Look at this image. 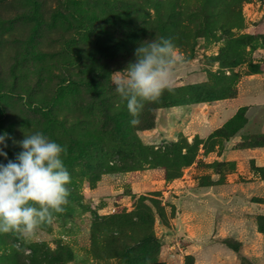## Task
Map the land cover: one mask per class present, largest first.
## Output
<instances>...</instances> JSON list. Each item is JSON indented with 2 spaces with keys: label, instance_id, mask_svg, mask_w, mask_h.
<instances>
[{
  "label": "rangeland",
  "instance_id": "rangeland-1",
  "mask_svg": "<svg viewBox=\"0 0 264 264\" xmlns=\"http://www.w3.org/2000/svg\"><path fill=\"white\" fill-rule=\"evenodd\" d=\"M161 37L182 62L171 90L145 102L132 125L113 73ZM261 68L264 0H0V163L22 151L25 134L42 132L66 146L71 174L65 211L33 241L0 234V264H264V235L253 226L261 210L240 195L246 186L224 188L217 204L198 190L215 172L223 181L242 168L215 160L241 117L205 139H167L151 127L162 104L233 97ZM172 141L191 162L167 180L166 168L147 161L162 159L157 149L176 150Z\"/></svg>",
  "mask_w": 264,
  "mask_h": 264
},
{
  "label": "clouds",
  "instance_id": "clouds-1",
  "mask_svg": "<svg viewBox=\"0 0 264 264\" xmlns=\"http://www.w3.org/2000/svg\"><path fill=\"white\" fill-rule=\"evenodd\" d=\"M134 56V62L112 77L116 93L127 102L132 125L139 123L145 102H156L166 89L171 90L175 68L182 62L172 41L163 37L143 41ZM6 135H0L5 147ZM17 143L22 151L7 164L0 163V234L31 242L44 225L52 223L54 214L65 211L71 174L61 159L66 146L42 132L25 134ZM0 155L7 157L2 149Z\"/></svg>",
  "mask_w": 264,
  "mask_h": 264
},
{
  "label": "crops",
  "instance_id": "crops-1",
  "mask_svg": "<svg viewBox=\"0 0 264 264\" xmlns=\"http://www.w3.org/2000/svg\"><path fill=\"white\" fill-rule=\"evenodd\" d=\"M261 69L259 72L244 76L239 81L233 97L162 107L157 113L152 131H157L159 137L167 139H175L180 134L188 138L198 136L205 139L243 109L245 123L236 133L225 139L224 148L215 156V160L219 162H235L236 166H242V168H235V171L228 173L223 181H218L219 178L216 177H219L220 173L215 172L211 178L213 182L200 186L198 190L202 193L201 198H204L205 202L217 204L218 196L224 188L238 190L246 186L247 193H240V195L253 200L252 202L255 201L256 208L261 210L258 214L264 215V179L249 167V164L264 166V146L242 144L246 136L264 133L262 124L264 121V68ZM239 176L246 178V181H235V177ZM194 197L195 194L191 193L190 196H184V201L192 203ZM182 214L187 216L185 209ZM187 226L189 229L192 227L188 224ZM253 226L255 234L264 235L255 225ZM232 250L235 253L238 252ZM232 250L230 251L233 252ZM244 257L246 256L243 255L242 258Z\"/></svg>",
  "mask_w": 264,
  "mask_h": 264
},
{
  "label": "trees",
  "instance_id": "trees-1",
  "mask_svg": "<svg viewBox=\"0 0 264 264\" xmlns=\"http://www.w3.org/2000/svg\"><path fill=\"white\" fill-rule=\"evenodd\" d=\"M162 98V96L160 97ZM220 98H225V97H219V98H214L215 99H220ZM206 101H212V99H208ZM187 103H191V102H173L172 104H162L163 107L166 106H171V105H178V104H187ZM242 111V112H239ZM234 117H232L230 120H228L222 127H220L219 129L215 130H221L223 128H226L228 125H230L231 123H233L235 120H238V118L241 117V122L238 124H235L232 128H231V133L227 135L226 139H228L231 135H233L234 133H236V131L242 127V125L245 123L246 119L244 116V110L241 109L239 110ZM154 122L152 123L151 127H153ZM214 131V132H215ZM213 132V133H214ZM212 133V134H213ZM211 134V135H212ZM264 137V135H263ZM184 141H187L186 138H182ZM173 144L177 145V149H169V150H161V149H157L156 151L152 152L153 154H155V158H162L161 160H159L158 162H156L157 160H155V162L153 161H147L148 164H150L151 167H156V165H161L162 167L166 168V179L170 180V179H174L176 177H179L181 175L180 169L182 168V166L187 165L191 162V159L187 156V152H183L182 148L179 146L178 144H176V141H172ZM257 146H264V142L263 143H258L256 144ZM143 145H140L141 148ZM186 148V147H184ZM161 154V155H159ZM162 161H165V163H162ZM177 163V168L175 171L170 172L172 164L170 163ZM218 163H226V162H219ZM252 170L259 174L260 177H262L264 179V166H254L252 165ZM257 228L258 231H260L261 233L264 234V215H259L257 218ZM232 249L237 250L238 247L233 246V245H229Z\"/></svg>",
  "mask_w": 264,
  "mask_h": 264
}]
</instances>
